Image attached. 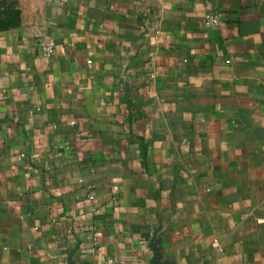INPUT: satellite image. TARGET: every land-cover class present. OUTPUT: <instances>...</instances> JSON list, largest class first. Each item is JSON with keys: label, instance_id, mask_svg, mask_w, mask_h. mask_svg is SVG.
Here are the masks:
<instances>
[{"label": "crops", "instance_id": "0c3cea01", "mask_svg": "<svg viewBox=\"0 0 264 264\" xmlns=\"http://www.w3.org/2000/svg\"><path fill=\"white\" fill-rule=\"evenodd\" d=\"M25 2L0 0V264H150L158 230L161 263L264 264V0Z\"/></svg>", "mask_w": 264, "mask_h": 264}, {"label": "built area", "instance_id": "2783aa9c", "mask_svg": "<svg viewBox=\"0 0 264 264\" xmlns=\"http://www.w3.org/2000/svg\"><path fill=\"white\" fill-rule=\"evenodd\" d=\"M69 0H47L49 3L55 4H66ZM204 24L207 28L217 27L221 24V18L219 15L215 14H207L204 18ZM42 47L43 52L46 56L50 57L55 54L56 44L53 41H44L39 43ZM219 251L222 252L223 248L221 246L218 247Z\"/></svg>", "mask_w": 264, "mask_h": 264}, {"label": "water", "instance_id": "95a60500", "mask_svg": "<svg viewBox=\"0 0 264 264\" xmlns=\"http://www.w3.org/2000/svg\"><path fill=\"white\" fill-rule=\"evenodd\" d=\"M159 230L156 231L154 234L151 242H150V249L153 251V258L150 262V264H169V263H161L160 259V252H161V247H160V239H159ZM70 264H73L72 262Z\"/></svg>", "mask_w": 264, "mask_h": 264}, {"label": "rangeland", "instance_id": "374dc122", "mask_svg": "<svg viewBox=\"0 0 264 264\" xmlns=\"http://www.w3.org/2000/svg\"><path fill=\"white\" fill-rule=\"evenodd\" d=\"M25 1H26V0H20L21 3H22V2L26 3Z\"/></svg>", "mask_w": 264, "mask_h": 264}]
</instances>
